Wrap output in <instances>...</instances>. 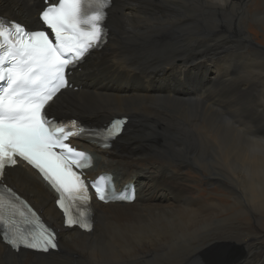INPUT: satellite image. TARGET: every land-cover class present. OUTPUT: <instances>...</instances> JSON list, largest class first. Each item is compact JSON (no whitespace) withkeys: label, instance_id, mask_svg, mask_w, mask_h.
I'll return each mask as SVG.
<instances>
[{"label":"bare ground","instance_id":"6f19581e","mask_svg":"<svg viewBox=\"0 0 264 264\" xmlns=\"http://www.w3.org/2000/svg\"><path fill=\"white\" fill-rule=\"evenodd\" d=\"M44 7L0 0V15L32 25ZM106 26L108 42L73 71L51 115L91 126L129 117L111 149L73 142L94 155L88 176L135 184V199L93 200L92 231L65 229L39 175L7 169L59 250L16 252L0 237V264H264L249 218L264 229V48L250 47L264 0H113Z\"/></svg>","mask_w":264,"mask_h":264},{"label":"snow or ice","instance_id":"6c2138e0","mask_svg":"<svg viewBox=\"0 0 264 264\" xmlns=\"http://www.w3.org/2000/svg\"><path fill=\"white\" fill-rule=\"evenodd\" d=\"M44 4L40 18L54 34L51 39L44 30H26L19 23L0 18V181L6 167L16 166L19 157L36 168L60 193L57 204L65 213V223L91 231L90 210L78 211V218L70 216L73 203L84 206L91 199L89 186L73 171V166H90L91 157L65 143L90 130L82 126L75 130L74 120L64 122L51 118L55 107L51 102L61 89L69 86L66 70L74 69L91 50L106 42V9L110 8L111 0H52L51 4L44 0ZM104 131L107 136H99L98 132L91 134L107 141L120 128ZM102 146L108 144L105 142ZM92 187L98 199L105 203L133 199L130 194H117L113 187L105 188L96 182ZM4 192L12 197L15 194L10 188L0 189V227L5 230V242L16 250L21 245L45 252L56 249L55 232L38 218L26 217L14 203L6 205ZM6 207L10 210L7 219ZM17 214L26 227L18 226L11 218Z\"/></svg>","mask_w":264,"mask_h":264},{"label":"rangeland","instance_id":"374dc122","mask_svg":"<svg viewBox=\"0 0 264 264\" xmlns=\"http://www.w3.org/2000/svg\"><path fill=\"white\" fill-rule=\"evenodd\" d=\"M10 15H12V14H10ZM14 16V15H13ZM237 20V19H236ZM236 22L237 21H234L233 22V24H236ZM235 35V34H234ZM250 35H251V38H252V41H253V45L252 46H250L251 47V49H254V50H257V49H259L260 47L261 48H264V30L263 29H261V28H257V30H255V31H252L251 33H250ZM245 40V39H244ZM243 40V41H244ZM255 47V48H254ZM260 50V49H259ZM261 51V50H260ZM214 65V66H213ZM213 65H211V67L213 68V70H212V73H218V71L220 70V69H222L221 67H219L220 65L218 64V62L216 63H214ZM215 70V71H214ZM158 83V82H157ZM165 84L166 85H170V83L167 81V82H165ZM204 84H206V83H204ZM194 85H195V83H194ZM167 86V87H168ZM203 87V86H202ZM184 88H189V87H185L184 86ZM201 88V86L200 87H198L197 89H200ZM75 113V112H74ZM78 114V113H77ZM81 115V114H80ZM122 115H124V114H120V113H118V115L117 116H122ZM83 123V122H82ZM130 123H132V121L130 122ZM85 124V123H84ZM262 127H264V126H262ZM189 174L190 175H195L196 173L194 172V170H192V171H190L189 172ZM197 175V174H196ZM203 176V175H202ZM201 176V177H202ZM203 178V177H202ZM137 184V183H136ZM133 185H135V184H133ZM138 185V184H137ZM138 188V187H137ZM138 193V192H137ZM136 195V194H135ZM255 213V212H254ZM252 214V213H251ZM256 217V214H252V215H250L249 216V218H250V221H251V224L257 229V232H259V234H260V236L259 237H254V238H252L250 241H252V242H255V241H262V240H264V229L263 228H260V226H258V224H257V219L255 218ZM237 245V244H236ZM236 247H239V248H237L236 249V253H238V252H240V245H237ZM242 248V247H241Z\"/></svg>","mask_w":264,"mask_h":264},{"label":"water","instance_id":"95a60500","mask_svg":"<svg viewBox=\"0 0 264 264\" xmlns=\"http://www.w3.org/2000/svg\"><path fill=\"white\" fill-rule=\"evenodd\" d=\"M131 189H132L133 192H136V191H135V185H133V186L131 187Z\"/></svg>","mask_w":264,"mask_h":264}]
</instances>
